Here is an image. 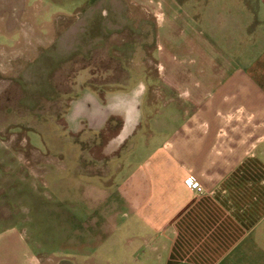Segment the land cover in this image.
Here are the masks:
<instances>
[{
  "label": "crops",
  "instance_id": "obj_1",
  "mask_svg": "<svg viewBox=\"0 0 264 264\" xmlns=\"http://www.w3.org/2000/svg\"><path fill=\"white\" fill-rule=\"evenodd\" d=\"M0 1L5 19V1L30 0ZM33 1L41 17L63 0ZM125 1L155 22L159 72L83 91L65 116L75 140L19 155L20 182L78 194L57 258L36 264H264V0Z\"/></svg>",
  "mask_w": 264,
  "mask_h": 264
},
{
  "label": "rangeland",
  "instance_id": "obj_2",
  "mask_svg": "<svg viewBox=\"0 0 264 264\" xmlns=\"http://www.w3.org/2000/svg\"><path fill=\"white\" fill-rule=\"evenodd\" d=\"M79 2L45 1L50 10L33 17V0L15 10L5 1L10 16L0 18V264L57 258L64 240L60 205L78 197L55 193L38 179L36 191L20 182L19 155L29 158L37 149L46 154V139L71 144L65 116L83 91L104 98L144 83V73L159 72L155 22L141 7L125 0Z\"/></svg>",
  "mask_w": 264,
  "mask_h": 264
},
{
  "label": "built area",
  "instance_id": "obj_3",
  "mask_svg": "<svg viewBox=\"0 0 264 264\" xmlns=\"http://www.w3.org/2000/svg\"><path fill=\"white\" fill-rule=\"evenodd\" d=\"M186 185L192 189H195L198 193L203 191L201 185L196 182H192L191 180H186Z\"/></svg>",
  "mask_w": 264,
  "mask_h": 264
}]
</instances>
